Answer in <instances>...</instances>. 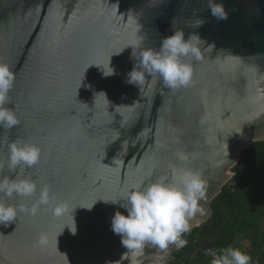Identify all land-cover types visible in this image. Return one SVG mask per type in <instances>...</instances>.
Masks as SVG:
<instances>
[{
  "label": "water",
  "instance_id": "obj_1",
  "mask_svg": "<svg viewBox=\"0 0 264 264\" xmlns=\"http://www.w3.org/2000/svg\"><path fill=\"white\" fill-rule=\"evenodd\" d=\"M215 2L227 19L211 14L208 0H0V61L16 74L7 106L20 120L0 129V179L16 175L8 144L42 149L23 174L37 193L0 197L37 208L0 226V264H129L111 230L114 214L127 212L104 201L171 179L173 165L208 182L200 226L211 219L241 152L264 142V0ZM176 29L205 42L202 59L190 61L195 83L179 90L147 76L140 87L127 83L135 63L128 46L158 49ZM109 66L115 74L105 76ZM177 152L189 157L186 165ZM42 188L49 205L39 203ZM56 206L68 214L55 217ZM176 251L146 248L139 259L170 264Z\"/></svg>",
  "mask_w": 264,
  "mask_h": 264
},
{
  "label": "clouds",
  "instance_id": "obj_2",
  "mask_svg": "<svg viewBox=\"0 0 264 264\" xmlns=\"http://www.w3.org/2000/svg\"><path fill=\"white\" fill-rule=\"evenodd\" d=\"M208 7L217 19H227V12L222 4L208 0ZM202 24V20H196V27ZM202 42L205 43L197 34H191L185 39L184 31L176 29L172 35L162 39L158 49L142 47L139 43L128 46L132 48L131 59L135 63L126 82L140 87L147 76L161 80L163 86L170 90L192 86L195 83V72L190 61L202 59ZM103 72L105 76H112L115 69L109 66V71ZM15 79L16 74L11 66L0 61V129L7 132L20 124L15 110L7 106L11 102L9 94ZM7 148L8 169L16 175L0 179V197H7L9 200L33 197L37 193V183L23 174L26 169L39 164L42 149L34 143L19 140L11 142ZM176 157L185 165L189 159L184 152H177ZM2 167L0 164V168ZM207 192L208 182L200 172L187 166L173 165L171 179L162 176L146 185L142 182L134 184L123 190L118 199L104 201L118 204L127 212L124 215L117 211L111 218V230L120 236L121 245L127 250L122 259L126 258L129 264H143L139 258L145 255L146 248L160 250L165 255L171 247L177 250L185 248L188 240L183 237L190 234L193 228L199 227L202 222L199 218L207 214L202 206ZM39 203L49 205L46 188L40 189ZM94 205L86 209L91 210ZM51 210L55 217L68 214L62 206ZM36 211V207L8 204L0 198V226L8 227L16 222L20 214L34 216ZM69 230L73 235L77 231L74 217ZM208 255L211 257L210 264L252 262L250 255L231 246L216 251L208 250Z\"/></svg>",
  "mask_w": 264,
  "mask_h": 264
},
{
  "label": "trees",
  "instance_id": "obj_3",
  "mask_svg": "<svg viewBox=\"0 0 264 264\" xmlns=\"http://www.w3.org/2000/svg\"><path fill=\"white\" fill-rule=\"evenodd\" d=\"M235 174L212 202L213 215L183 238L170 264H210L205 251L234 247L264 264V142L241 152Z\"/></svg>",
  "mask_w": 264,
  "mask_h": 264
},
{
  "label": "built area",
  "instance_id": "obj_4",
  "mask_svg": "<svg viewBox=\"0 0 264 264\" xmlns=\"http://www.w3.org/2000/svg\"><path fill=\"white\" fill-rule=\"evenodd\" d=\"M210 250H213V249H210ZM213 251H215V250H213ZM205 254H206L207 256H209V255H208V250L205 251ZM209 257H210V256H209Z\"/></svg>",
  "mask_w": 264,
  "mask_h": 264
}]
</instances>
